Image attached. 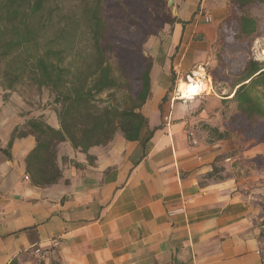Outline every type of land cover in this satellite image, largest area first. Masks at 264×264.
Instances as JSON below:
<instances>
[{
	"label": "crops",
	"instance_id": "obj_1",
	"mask_svg": "<svg viewBox=\"0 0 264 264\" xmlns=\"http://www.w3.org/2000/svg\"><path fill=\"white\" fill-rule=\"evenodd\" d=\"M172 2L175 23L147 49L139 140L116 133L86 154L60 144L52 186L31 182L33 118L0 87V264H264V145L210 131L224 132L236 113L233 89L190 101L169 93L171 68L184 76L216 67L228 0ZM46 123L59 128L55 118ZM215 166L223 179L208 177Z\"/></svg>",
	"mask_w": 264,
	"mask_h": 264
},
{
	"label": "trees",
	"instance_id": "obj_2",
	"mask_svg": "<svg viewBox=\"0 0 264 264\" xmlns=\"http://www.w3.org/2000/svg\"><path fill=\"white\" fill-rule=\"evenodd\" d=\"M69 0H0V63L8 60L3 73L4 90L12 91L26 73L38 89L53 95L59 128L40 119H30L26 126L36 140V147L25 160L26 172L38 187L56 184L61 178L57 164L58 146L68 142L86 154L93 146L104 145L116 133L125 140H139L145 123L140 110L150 95L152 58L144 55L148 38L156 36L164 25L169 28L176 18L167 11L166 0H79L80 16L89 37V48L73 54L80 66H62L65 49L45 48L40 53L41 35L52 23L54 12ZM231 13L219 28L220 50L217 65L210 75L214 81L227 83L232 89L231 102L236 113L225 121V131L211 129L217 139L231 134L264 145V60L250 58V49L259 36L260 20L251 10L264 6V0H230ZM106 11L128 17L130 26L113 29ZM126 13V14H125ZM36 52L21 62L25 51ZM77 56V58H75ZM57 61H51V58ZM17 64V65H16ZM172 84L174 71L170 70ZM123 91L130 106L125 109L98 106V97L107 92ZM58 99L60 101L58 102ZM164 100V99H163ZM11 134L8 146L16 137ZM258 165H262L261 159ZM225 170L214 167L216 179Z\"/></svg>",
	"mask_w": 264,
	"mask_h": 264
},
{
	"label": "rangeland",
	"instance_id": "obj_3",
	"mask_svg": "<svg viewBox=\"0 0 264 264\" xmlns=\"http://www.w3.org/2000/svg\"><path fill=\"white\" fill-rule=\"evenodd\" d=\"M173 0H166V8L167 11L171 14L172 17L176 18V14H174V10L176 11L175 5L172 2ZM122 8L125 9L126 13H130L129 9L124 5L123 0H120ZM228 4L230 6L231 3L228 0ZM251 14L257 17L260 20V30L259 36L254 40L252 47L250 49V58H253L258 61L264 60V6H260L259 8L252 9ZM125 13V14H126ZM105 17L108 20V23L111 25L113 29H124L130 26V22L128 21V17L125 15L118 16L115 11H106ZM169 30V27L164 25L163 28L157 33L156 36H151L148 38L147 42L144 45V55L147 56L148 45L150 40H154L156 37L164 34ZM89 37L87 34L86 27L84 25V21L80 16L79 11V0H69L60 5V11L54 12L52 23L48 26V29L41 35L40 39V53L47 47L53 48L54 50L65 49L62 54L61 59L63 60L62 66H80V61L73 60V56L71 55V51L73 50V54H83L84 50L89 48ZM36 52L35 48H31L28 52H23L20 55V59L15 60L14 62H21L24 59H27L30 55ZM77 58V56L75 57ZM51 61L56 62L57 58L52 57ZM12 65L8 60L0 63V87L4 89V77L3 73L7 68V65ZM17 65V64H16ZM206 72L211 75L212 71L215 68L204 67ZM31 74L26 73L24 77L15 85L14 89L10 92V95L13 96L15 102H13L14 107L19 108L18 106H22L21 110L26 108L28 114L32 115L34 119H40L45 122H50L51 119L56 118V106L53 104V95L47 89H38L36 85L30 79ZM183 77V75H174V83L171 84L169 89V93L173 91L176 80ZM213 82V80H212ZM220 81L213 82L214 93L216 96H221L222 93L227 94L230 87L227 83ZM226 88V91H224ZM211 94V95H213ZM210 95V96H211ZM98 106L104 107H112L115 109H125L130 106V102L127 99V95L123 91H113L102 94L98 97ZM229 106V105H228ZM227 106V108H228ZM233 108V106H231ZM229 110V108H228ZM231 110V109H230Z\"/></svg>",
	"mask_w": 264,
	"mask_h": 264
},
{
	"label": "built area",
	"instance_id": "obj_4",
	"mask_svg": "<svg viewBox=\"0 0 264 264\" xmlns=\"http://www.w3.org/2000/svg\"><path fill=\"white\" fill-rule=\"evenodd\" d=\"M204 16H205L206 22L211 21L208 13L205 12ZM200 70H201V72H200ZM190 79L194 81L193 83L195 86L198 83H200L199 85H201V82H203L206 86H205V88H203V90L198 92L196 95L186 97V96H183L181 91L179 90V83L180 82L191 83V82H188ZM213 93H214V88H213V82H212L210 75L206 72L204 66H197V67L193 68L189 73H187L183 77L176 80L175 87H174V89L170 95H171L172 101H190L189 99L193 100V99L201 97V96H209ZM188 136L191 138V142L193 144H195L196 142L193 139V134L189 133ZM25 179H28V177H26ZM53 244L56 245L55 242H53ZM36 253L39 254L40 251L37 250Z\"/></svg>",
	"mask_w": 264,
	"mask_h": 264
},
{
	"label": "bare ground",
	"instance_id": "obj_5",
	"mask_svg": "<svg viewBox=\"0 0 264 264\" xmlns=\"http://www.w3.org/2000/svg\"><path fill=\"white\" fill-rule=\"evenodd\" d=\"M200 72H201V70H200ZM188 82H191V83H187V82H180L179 83V90L181 91L182 95L186 96V97L196 95L198 92L203 90V88H205V86H206L203 82H201V85H199L200 83H198L195 86L193 83L194 81L191 79ZM189 100H192V99H189Z\"/></svg>",
	"mask_w": 264,
	"mask_h": 264
},
{
	"label": "water",
	"instance_id": "obj_6",
	"mask_svg": "<svg viewBox=\"0 0 264 264\" xmlns=\"http://www.w3.org/2000/svg\"><path fill=\"white\" fill-rule=\"evenodd\" d=\"M174 14H176V11L174 10ZM60 101V99H58V102Z\"/></svg>",
	"mask_w": 264,
	"mask_h": 264
}]
</instances>
